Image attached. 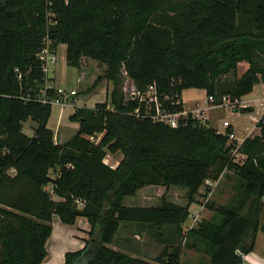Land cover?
<instances>
[{
    "label": "trees",
    "instance_id": "obj_1",
    "mask_svg": "<svg viewBox=\"0 0 264 264\" xmlns=\"http://www.w3.org/2000/svg\"><path fill=\"white\" fill-rule=\"evenodd\" d=\"M47 42L53 53L65 46L68 67L84 58L105 66L84 94L104 79L112 84L104 103L75 109L68 120L77 132L60 144L47 127L51 107L20 99L46 84L39 54ZM123 70L136 90L154 86L173 113L184 111L185 90H204L216 105L258 84L264 94V0H0V264H42L53 216L90 225L85 247L66 253L64 264H182L185 248L206 253L209 264H242L254 251L264 208V115L259 134L239 148L240 165L230 153L235 143L190 114L177 128L150 119L154 106L125 96ZM27 121L36 124L31 137L23 133ZM108 153L122 157L115 167ZM225 172L238 178L235 202L208 201L212 218L187 233L189 205L164 198L156 207L123 205L149 186L184 189L191 203ZM123 224L164 230L154 263L110 248Z\"/></svg>",
    "mask_w": 264,
    "mask_h": 264
},
{
    "label": "rangeland",
    "instance_id": "obj_2",
    "mask_svg": "<svg viewBox=\"0 0 264 264\" xmlns=\"http://www.w3.org/2000/svg\"><path fill=\"white\" fill-rule=\"evenodd\" d=\"M56 51L57 61L55 65H50L49 67L50 69L48 78L51 79L48 82L49 84L52 83L53 85H56L57 87H62L66 90V106L52 107L51 117L48 123L52 129L55 128V132L53 131V140L56 143H63L66 140L70 139L72 136H74L77 132V130L70 128L76 125H73L74 123L69 122V115L73 113L74 109L77 106V108H87L89 106L94 105L95 103H103L107 99V93L112 90V84L109 83L106 79H104L95 90H93L89 94H84V92L89 89L99 77H104L105 66L100 65L94 60L84 58L81 60L79 68L68 67L65 62V46H58ZM245 68H248V64L245 62L240 64V66L238 65V75L243 73L245 71ZM121 74V88L123 89L125 96H127L132 89V85L129 82L126 74L122 71ZM70 91L77 92V95L73 98H70ZM247 98H250L252 100H260L262 98L261 84L255 85L252 93L249 94ZM182 102L186 110H194L196 104L199 105V107L205 111L208 117H210L209 126L214 127L217 130H224V128L222 127L223 121H228L230 124H233L236 131V137L239 138L246 136V133L249 132V130L255 126V121H252L251 117H256V110L254 111V113L252 111L249 113H241L240 111H236L229 106L214 110V106L211 103H208L206 92L204 90H185L182 93ZM252 105L256 104L252 103ZM262 111L264 110H258L259 113H262ZM257 118L258 117H256V119ZM57 122L61 125L55 126ZM35 127L36 124L34 122L27 121L23 124V133L28 137H31L33 135V130ZM259 131V128L256 127V129L251 133L250 136H255L259 133ZM99 139L100 135L94 141H98ZM121 158L122 157L119 154L112 155L108 153L105 158V161L107 165L115 167L117 165L116 163H118ZM238 186L239 185L237 176L233 172H225L217 186H203L199 190L198 194L195 196L193 202L191 203L188 201L186 190L176 187H169L166 188V190L158 192L157 196L152 195L151 197L146 198L144 202L143 200L137 198L138 194L134 197L125 198V200L123 201V205L126 207H136L139 205L156 207L161 205L163 198L166 201L174 203L176 205H189V216L183 226L185 230V227L191 225V215L198 216L200 221L209 220L212 218L214 211L210 210L208 206H206L205 202L207 199H209V203L214 204V207L220 205L230 206V204L234 203L236 199L235 196L239 189ZM138 197L141 198L140 195H138ZM52 198L55 201H59V198L54 195L52 196ZM217 222H220V220H217ZM196 225H194V227H196ZM54 231L55 233L58 232L56 228L54 229ZM195 246L199 248L200 251H204V249L206 250L207 247L205 244L200 242H196ZM52 250V246L49 245V255L47 258H54V256L52 255ZM254 250L256 254H258L264 259V208L260 219V228L257 234ZM199 255L202 258L201 260H197ZM182 256V264H209V255L203 252L198 253L193 248L183 249ZM246 264L250 263H248L247 261Z\"/></svg>",
    "mask_w": 264,
    "mask_h": 264
},
{
    "label": "built area",
    "instance_id": "obj_3",
    "mask_svg": "<svg viewBox=\"0 0 264 264\" xmlns=\"http://www.w3.org/2000/svg\"><path fill=\"white\" fill-rule=\"evenodd\" d=\"M57 51L55 53H53L51 51V48L49 47V43L47 42L46 47L41 51V53L39 54V58L42 61V70L46 75V84L45 86L39 90V93L36 94L35 96L33 95H26L24 97H20L21 100L24 101H35L37 103H40L41 105L44 106H50L51 108L54 106H59V107H64L66 106L65 104V97L67 96L66 90L62 87H57L55 85H53L52 83L49 84V79L48 78V74H49V67L50 65L53 66L56 64L57 61V55H56ZM16 72H18V70H16ZM123 73H125V71L123 70ZM126 74V73H125ZM18 78H20V75H18ZM50 91H54V95L50 94ZM70 97L76 96L77 92L75 91H70L69 93ZM127 98H130L132 100H138L141 103H144L147 107H151L154 106V113L150 114L147 113L148 117H150V119H152L154 122H160L163 123L171 128H177L179 126V120L182 119L184 120V125L186 124L187 121V117L190 114L191 119L199 126V127H203V126H209V121H210V117H208V115L205 113V111L203 109H201L199 107V105H196L195 109L189 112H170L168 109H166L163 104H161L160 100H159V96L157 94V91L155 89L154 86H150L148 87V89H146L145 92H140L138 90H136V88L132 85V89L129 92V94L126 96ZM248 96H244L240 99H230L229 97H224L222 99V103L220 105H216L214 103V98L213 97H207V101L208 103H211L214 106V110L215 109H220L222 107H226L229 106L231 108H233L236 111H240L243 108H251L252 112L254 113V111L256 110V117H258L256 119L255 116L251 117V120L255 121V126L253 127L252 130H250L249 132H247L246 136L242 137V138H236L234 132L232 131L230 134H226L228 129H231L233 126L228 122V121H223L222 122V127L224 128L223 131L217 130L216 128V132L218 134L221 135H227L228 137V144L230 145V143H235L234 146L231 148L230 153L232 156V160L234 163L237 164H243L246 157L244 155H241L239 153V148L241 146V144L244 142L245 139L247 138H251V133L256 129L257 124L259 123V121L261 120V118L264 115V111H262V113H259L258 110L262 109L264 110V94L262 95V98L260 100H252L250 98H247ZM164 101H168L169 97L165 96L163 97ZM181 100H182V96H181ZM252 103L256 104V105H252ZM177 104H179V102H177ZM138 110H135L134 115L139 116L138 115ZM214 128V127H213ZM253 137V136H252ZM93 138H91L92 140ZM221 178H219L217 181L212 182V181H206L205 185H210L212 187H215L219 184ZM213 193V192H212ZM211 193V195H212ZM210 195V196H211ZM208 196V197H210ZM209 199L206 200L205 203L208 202ZM191 225L185 227V232L187 233L189 230L194 228V225H196L200 219L198 216H194L191 215ZM244 264V263H242Z\"/></svg>",
    "mask_w": 264,
    "mask_h": 264
},
{
    "label": "crops",
    "instance_id": "obj_4",
    "mask_svg": "<svg viewBox=\"0 0 264 264\" xmlns=\"http://www.w3.org/2000/svg\"><path fill=\"white\" fill-rule=\"evenodd\" d=\"M240 64H242V63H240ZM240 64H238V65L240 66ZM244 70L246 71L247 68H245ZM243 73L238 75V77L241 76ZM261 93L263 95L262 85H261ZM73 97H75V96H73ZM73 97H70V98H73ZM96 104H98V103H95L94 105L89 106L87 108L92 109V108H94V106ZM183 108H184L185 112L192 111V110H186L184 104H183ZM75 109H74V111H75ZM74 111H73V113H74ZM71 115H69V116H71ZM57 125H61V124L57 122L55 124V126H57ZM73 125H76V126H73L70 128L77 130L78 125L77 124H73ZM231 125L233 126L231 128V130L235 134V132H236L235 127L233 124H231ZM47 127L52 132L53 131L55 132V130H54L55 128L52 129L49 126V123L47 124ZM252 129H250V130H252ZM258 134H256V135H258ZM235 136H236V134H235ZM236 138H239V137H236ZM118 163H116V164H118ZM163 190H166V188L161 187V186H150V187H145V188L141 189L140 191H138V193H136V195L137 194L140 195L141 198L138 197V195H137V198L140 200H143V202H144L146 200V198L151 197L152 195L157 196L158 192H161ZM136 207H151V206H140L139 205ZM153 207H155V206H153ZM55 228L58 230L57 233H55V231H54ZM183 229H184V227H183ZM89 230H90V225H89L87 219H85L83 217L77 218L75 220L74 225L68 226V225L62 224L57 216H53L52 217V233H51L50 238L47 240L46 248H47V252H48L49 245L52 246V248H53L52 255L54 256V258L53 257L47 258L49 255V253H48L46 259L43 261L42 264H64V261H65L64 256L66 253L76 252V251L82 250L85 247V241L88 239L87 233L89 232ZM163 232H164V230L160 231L159 228H150L149 229L145 225H141V224H123V225H121V228L119 229V231L115 237L114 244L111 245L110 248L115 250V251H119V252H122L124 254H127L131 257L139 258V259L146 261V262H149V263H154L155 258L158 256L159 252L163 248V241H164ZM254 251L252 253L248 254L247 256L243 257V263L244 264H246L247 261L250 264H264V259L261 256H259L258 254H256ZM93 253H94L93 250L87 251L84 255L86 257L85 260L88 259L89 257H91L93 255ZM182 257H181V259H182ZM201 259L202 258L199 255L197 260H201ZM85 260H83V261H85ZM181 262H182V260H181Z\"/></svg>",
    "mask_w": 264,
    "mask_h": 264
},
{
    "label": "water",
    "instance_id": "obj_5",
    "mask_svg": "<svg viewBox=\"0 0 264 264\" xmlns=\"http://www.w3.org/2000/svg\"><path fill=\"white\" fill-rule=\"evenodd\" d=\"M251 111H252L251 108H243V109H241V113H249Z\"/></svg>",
    "mask_w": 264,
    "mask_h": 264
}]
</instances>
